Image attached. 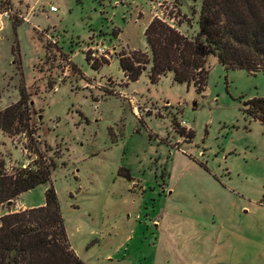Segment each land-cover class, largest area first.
Masks as SVG:
<instances>
[{
    "label": "rangeland",
    "instance_id": "obj_1",
    "mask_svg": "<svg viewBox=\"0 0 264 264\" xmlns=\"http://www.w3.org/2000/svg\"><path fill=\"white\" fill-rule=\"evenodd\" d=\"M200 5L0 0V112L22 100L29 114L28 133L0 131V166L52 161L50 182L0 218L53 187L85 264H264V123L248 112L264 73L209 56L199 90L172 73L152 83L150 65L131 82L119 65L151 57L155 19L195 38Z\"/></svg>",
    "mask_w": 264,
    "mask_h": 264
},
{
    "label": "trees",
    "instance_id": "obj_2",
    "mask_svg": "<svg viewBox=\"0 0 264 264\" xmlns=\"http://www.w3.org/2000/svg\"><path fill=\"white\" fill-rule=\"evenodd\" d=\"M198 34L188 38L158 19L144 36L151 57L133 52L119 65L131 82L146 67L152 83L167 73L179 84H205L206 58L215 57L226 70L264 73V0H200ZM88 60V59H87ZM248 112L264 123V98L253 99ZM26 102L0 112V131L29 132ZM51 165L21 168L9 174L0 166V206L51 180ZM0 264H85L71 249L53 187H47L42 206L7 213L0 218Z\"/></svg>",
    "mask_w": 264,
    "mask_h": 264
},
{
    "label": "built area",
    "instance_id": "obj_3",
    "mask_svg": "<svg viewBox=\"0 0 264 264\" xmlns=\"http://www.w3.org/2000/svg\"><path fill=\"white\" fill-rule=\"evenodd\" d=\"M51 10H52V11H56V8L51 7ZM100 52H104V47H102V46L99 47L98 52H97V51H93V53L91 54V56H92L93 58H96L97 55L100 54Z\"/></svg>",
    "mask_w": 264,
    "mask_h": 264
},
{
    "label": "crops",
    "instance_id": "obj_4",
    "mask_svg": "<svg viewBox=\"0 0 264 264\" xmlns=\"http://www.w3.org/2000/svg\"><path fill=\"white\" fill-rule=\"evenodd\" d=\"M32 208H34V207H32ZM72 247V246H71ZM73 249V248H72ZM74 251H75V253H76V255H78V253L76 252V250L75 249H73Z\"/></svg>",
    "mask_w": 264,
    "mask_h": 264
},
{
    "label": "water",
    "instance_id": "obj_5",
    "mask_svg": "<svg viewBox=\"0 0 264 264\" xmlns=\"http://www.w3.org/2000/svg\"><path fill=\"white\" fill-rule=\"evenodd\" d=\"M11 204V202H9V204L8 205H10Z\"/></svg>",
    "mask_w": 264,
    "mask_h": 264
}]
</instances>
